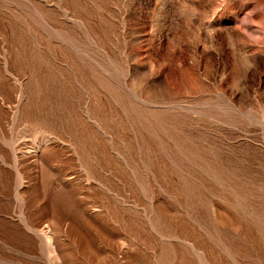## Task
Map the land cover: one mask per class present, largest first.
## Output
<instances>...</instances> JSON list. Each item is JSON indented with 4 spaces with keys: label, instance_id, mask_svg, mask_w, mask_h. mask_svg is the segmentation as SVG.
Instances as JSON below:
<instances>
[{
    "label": "rangeland",
    "instance_id": "374dc122",
    "mask_svg": "<svg viewBox=\"0 0 264 264\" xmlns=\"http://www.w3.org/2000/svg\"><path fill=\"white\" fill-rule=\"evenodd\" d=\"M0 264H264V0H0Z\"/></svg>",
    "mask_w": 264,
    "mask_h": 264
},
{
    "label": "bare ground",
    "instance_id": "6f19581e",
    "mask_svg": "<svg viewBox=\"0 0 264 264\" xmlns=\"http://www.w3.org/2000/svg\"><path fill=\"white\" fill-rule=\"evenodd\" d=\"M44 241L46 242V245H47V249L48 251L50 252V254H55V256L57 257V259H59L58 257V253H57V249L56 247L53 245L52 241H51V238L49 237V235H44ZM47 251V252H48Z\"/></svg>",
    "mask_w": 264,
    "mask_h": 264
}]
</instances>
